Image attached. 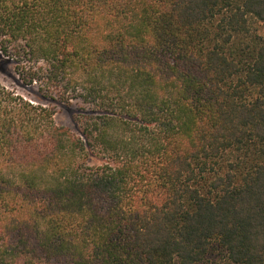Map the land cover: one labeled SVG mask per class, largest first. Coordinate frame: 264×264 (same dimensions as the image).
Listing matches in <instances>:
<instances>
[{
	"label": "trees",
	"instance_id": "obj_1",
	"mask_svg": "<svg viewBox=\"0 0 264 264\" xmlns=\"http://www.w3.org/2000/svg\"><path fill=\"white\" fill-rule=\"evenodd\" d=\"M253 18L264 0H0L27 90L0 83V264H264Z\"/></svg>",
	"mask_w": 264,
	"mask_h": 264
},
{
	"label": "rangeland",
	"instance_id": "obj_2",
	"mask_svg": "<svg viewBox=\"0 0 264 264\" xmlns=\"http://www.w3.org/2000/svg\"><path fill=\"white\" fill-rule=\"evenodd\" d=\"M251 28L253 34L264 36V24L256 19H251ZM0 83L9 88H14L21 93H26V88L22 87L15 73V64L13 61L2 57L0 59ZM55 119L58 124L69 126L75 129L73 114L71 109H64L62 106L56 107Z\"/></svg>",
	"mask_w": 264,
	"mask_h": 264
}]
</instances>
